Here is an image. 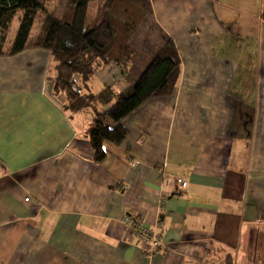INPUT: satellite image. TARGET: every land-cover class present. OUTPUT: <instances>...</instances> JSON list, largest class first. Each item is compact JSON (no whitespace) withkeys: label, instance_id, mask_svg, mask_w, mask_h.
Masks as SVG:
<instances>
[{"label":"crops","instance_id":"0c3cea01","mask_svg":"<svg viewBox=\"0 0 264 264\" xmlns=\"http://www.w3.org/2000/svg\"><path fill=\"white\" fill-rule=\"evenodd\" d=\"M67 2L47 7L61 18ZM92 3L88 23L110 8L116 36L107 62L78 82L127 89L171 40L177 86L124 118L127 138L105 141L97 161V108L66 109L52 53L0 56V264L264 262V3L92 0L88 12ZM124 214L161 243L130 234Z\"/></svg>","mask_w":264,"mask_h":264},{"label":"trees","instance_id":"16d2710c","mask_svg":"<svg viewBox=\"0 0 264 264\" xmlns=\"http://www.w3.org/2000/svg\"><path fill=\"white\" fill-rule=\"evenodd\" d=\"M90 1L68 0L63 16L58 18L47 7V0H0V56L14 55L31 46L45 48L57 62L53 92L66 97V109L78 112L95 103L106 106L96 109L88 130L95 159L102 161L105 141L121 144L127 138L124 118L150 98L174 92L181 59L169 40L134 85L121 91L107 86L98 93H84L77 76L85 84L107 62L116 36L110 8H105L99 20L88 23ZM260 17L264 22V9Z\"/></svg>","mask_w":264,"mask_h":264},{"label":"built area","instance_id":"2783aa9c","mask_svg":"<svg viewBox=\"0 0 264 264\" xmlns=\"http://www.w3.org/2000/svg\"><path fill=\"white\" fill-rule=\"evenodd\" d=\"M176 181L182 187H186L188 184L182 177H178ZM121 220L130 234L138 237L144 244H147L151 248H155L161 243V235L156 227L146 225L142 220L131 214H124Z\"/></svg>","mask_w":264,"mask_h":264},{"label":"rangeland","instance_id":"374dc122","mask_svg":"<svg viewBox=\"0 0 264 264\" xmlns=\"http://www.w3.org/2000/svg\"><path fill=\"white\" fill-rule=\"evenodd\" d=\"M258 2H259V4H257V8H259V7H261V6H263V3H264V0H258ZM96 6V3H92L91 5H90V10H89V12H88V20L92 17V11H93V9H94V7ZM33 34H34V31H33ZM79 83V85H81V90L84 92V93H87L88 92V89L82 84V83H80V82H78ZM94 84V88L95 89H93L94 91H99L101 88V86L98 84V83H93ZM100 105H102V104H100V103H95L93 106H90V107H94V108H101V106ZM89 108V107H88ZM258 264H264V262L263 261H261V262H259Z\"/></svg>","mask_w":264,"mask_h":264}]
</instances>
